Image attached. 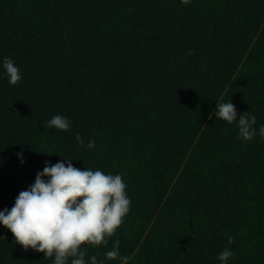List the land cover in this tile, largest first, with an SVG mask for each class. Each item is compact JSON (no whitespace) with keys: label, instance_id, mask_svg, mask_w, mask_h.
<instances>
[{"label":"trees","instance_id":"obj_1","mask_svg":"<svg viewBox=\"0 0 264 264\" xmlns=\"http://www.w3.org/2000/svg\"><path fill=\"white\" fill-rule=\"evenodd\" d=\"M3 56L21 78L0 76V209L71 158L119 172L130 197L86 261L118 239L126 264H220L225 247L227 264H264V0H0ZM229 99L256 116L250 140L214 116ZM57 113L68 129L44 126ZM51 261L0 224V264Z\"/></svg>","mask_w":264,"mask_h":264},{"label":"clouds","instance_id":"obj_2","mask_svg":"<svg viewBox=\"0 0 264 264\" xmlns=\"http://www.w3.org/2000/svg\"><path fill=\"white\" fill-rule=\"evenodd\" d=\"M188 3L189 0H181ZM191 49L188 53L191 54ZM0 76L7 78L9 84H15L21 73L9 56L0 57ZM213 114L228 123L236 121L237 136L250 140L256 134L253 125L256 116L240 112L231 100L216 102ZM48 128L68 129L69 119L62 114H54L46 122ZM264 138V124L258 128ZM77 143H82L80 133H75ZM88 141V146H92ZM50 153V152H49ZM21 157L22 153H17ZM126 183L119 172L105 173L100 168H77L71 158L44 162V167L35 174L34 181L20 190L12 206L0 209V224L11 231L14 241L25 250L32 248L43 251L44 258L51 257V264H106L108 259L119 258L127 262L128 257L120 254L119 240H113L110 250L102 258L95 254L85 260L82 242L92 246L107 243L129 212L130 197L126 192ZM229 243L231 237L228 238ZM225 247L218 254L220 264H227L232 255ZM70 258V259H69Z\"/></svg>","mask_w":264,"mask_h":264}]
</instances>
